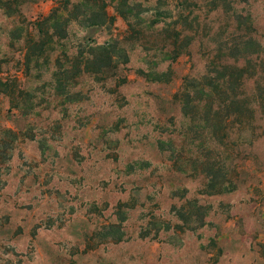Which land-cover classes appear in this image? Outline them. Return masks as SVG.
I'll return each instance as SVG.
<instances>
[{
  "label": "rangeland",
  "instance_id": "obj_1",
  "mask_svg": "<svg viewBox=\"0 0 264 264\" xmlns=\"http://www.w3.org/2000/svg\"><path fill=\"white\" fill-rule=\"evenodd\" d=\"M97 1L0 0V264H264V0Z\"/></svg>",
  "mask_w": 264,
  "mask_h": 264
},
{
  "label": "trees",
  "instance_id": "obj_2",
  "mask_svg": "<svg viewBox=\"0 0 264 264\" xmlns=\"http://www.w3.org/2000/svg\"><path fill=\"white\" fill-rule=\"evenodd\" d=\"M96 2V4H99V2L97 0H94ZM100 11L99 12H94L91 16V25H104L106 23V21L109 19L108 15L105 12V7L104 4L102 3L101 6L99 7ZM60 18L58 16V10L57 9H52L51 12L45 16L43 18V21H53V26L56 29L57 27L61 26V24L58 23V19ZM44 38H46L45 40H43V47H45V45L50 44L51 42V37L48 38V33L47 32H43ZM246 44H249V46H256L258 48H260L261 46L257 43V41L255 39H253L251 36L248 38V40L246 42H244ZM89 53L88 54V58H86L84 56V54L82 52L79 53V59L81 60L80 64H82V68L79 70L80 73H84V72H91V73H95V74H99L102 73L104 71V69H106L107 67H109L110 63L112 62L113 57L111 56V53L109 51V47L107 44L105 45H98V46H94V47H90L89 49ZM245 56H243L244 58L247 57L246 59H249L248 57H250L251 55H256L257 57V63L256 65H254V69L256 71H261V66L263 65L264 59L260 58V52L256 51L252 54H249L246 56V54H244ZM248 62H250L249 60H247ZM223 69H228L229 66L228 65H222ZM233 68L235 69V72L238 73L237 75V80L239 81L241 79V77L244 74V68H238L236 66H233ZM256 73V72H255ZM213 79V80H212ZM210 82L208 84V90L206 91L208 97L212 98L211 93L214 95L215 92H213L211 90V86H215L217 88H222V85H224L225 83H227L229 80H226V78H209Z\"/></svg>",
  "mask_w": 264,
  "mask_h": 264
}]
</instances>
